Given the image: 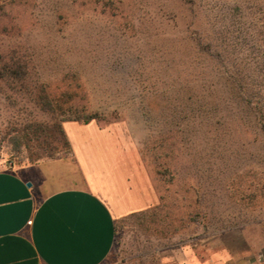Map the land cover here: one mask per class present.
<instances>
[{"label":"rangeland","instance_id":"374dc122","mask_svg":"<svg viewBox=\"0 0 264 264\" xmlns=\"http://www.w3.org/2000/svg\"><path fill=\"white\" fill-rule=\"evenodd\" d=\"M128 1L121 0L125 12L116 18L101 15L94 6L76 5L59 19L46 0H23L21 5L6 7L0 23V29L7 23L21 26L27 45L58 51L62 66L80 63L84 84L78 97L84 98L89 113L96 114L94 122L99 127H114L124 136L158 195V204L143 218L118 225L114 248L103 264H146L150 258L179 264L183 249H191L202 262L219 251L220 261L236 258L230 264L248 259L264 264V152L254 143L251 128L231 124L202 132L197 117L180 125L144 120L148 109L157 111L155 84L162 87L163 82L166 90L171 76L177 79L170 86L176 85L171 95H189L180 54L171 55L167 45L181 43L190 19L200 16V7L183 5L185 0H131L134 9ZM201 1L214 3L220 31H225L229 12L235 62L257 67L248 73L249 79L262 77L264 0ZM115 4L119 5L117 0ZM159 18L167 21L160 23ZM240 35L247 36L252 45L247 59L235 45ZM5 40L6 44L13 41ZM118 47L136 53L139 75L117 74L94 58ZM162 66H169L164 75L157 71ZM26 105L19 101L13 106L0 99V167L19 168L46 160H32L26 149L17 150L6 135L28 112L35 113ZM69 155L63 150L57 158ZM158 169L167 172L160 176Z\"/></svg>","mask_w":264,"mask_h":264},{"label":"trees","instance_id":"16d2710c","mask_svg":"<svg viewBox=\"0 0 264 264\" xmlns=\"http://www.w3.org/2000/svg\"><path fill=\"white\" fill-rule=\"evenodd\" d=\"M117 1L119 5L115 4L116 0H46V3H49L59 19H63L64 13L76 5L94 6L101 15L116 18L125 12L121 0ZM22 2L23 0H0V23L6 16V7L21 5ZM128 2V7H135L131 0ZM181 3L192 9L200 7V16L190 19L181 43L172 41L167 45L171 55L175 57L180 54V64L184 66L187 78L190 79L186 83L189 95L187 98L185 93L171 95L176 85L172 89L170 86L177 81L171 76L167 78L171 84L166 90L163 82L162 87L155 84L159 94L157 111L152 113L148 109L144 120L163 123L169 121L171 124L180 125L182 121L191 122L197 117L200 119L202 132L214 131L216 127L226 128L231 124L247 125L256 137L254 143H259V151L264 152V75L255 80L249 79L248 73L257 67L247 62H235L234 45L229 37V12L226 11L225 31H220L217 26L218 13L213 2L185 0ZM142 19L145 21L143 17ZM159 19L160 23L167 21L166 18ZM130 27L136 28L132 23ZM24 37L21 26L14 23L4 24L0 29V99L13 106H17L19 101L24 102L35 111L28 112L22 121L10 126L11 129L6 135L13 140L17 150L26 149L32 160H53L63 150L71 154L63 123L88 124L96 120L97 116L87 111L86 105L82 103L84 98L77 94L84 84L80 63L76 61L69 66H62L57 60L61 56L58 51H44L27 45L23 41ZM5 39L13 41L6 44ZM235 39L236 47L240 48L243 58L247 59L251 55L248 51L252 46L248 45L249 38L240 35ZM181 45L182 50L179 48ZM163 49L161 46L160 52ZM97 57L117 74H140V69L136 67L138 56L122 47L114 48L110 53H97L94 58ZM168 70L169 66L157 69L161 75ZM76 99H81V103H76ZM166 172V169H158L157 174L164 176ZM148 212L146 210L130 214L118 220L115 233L120 223L143 218ZM145 262L161 264L152 258Z\"/></svg>","mask_w":264,"mask_h":264},{"label":"crops","instance_id":"0c3cea01","mask_svg":"<svg viewBox=\"0 0 264 264\" xmlns=\"http://www.w3.org/2000/svg\"><path fill=\"white\" fill-rule=\"evenodd\" d=\"M63 130L68 157L0 167V264H103L114 248L116 222L158 204L139 157L114 127L65 122ZM219 255L202 262L183 249L178 263L236 259Z\"/></svg>","mask_w":264,"mask_h":264}]
</instances>
